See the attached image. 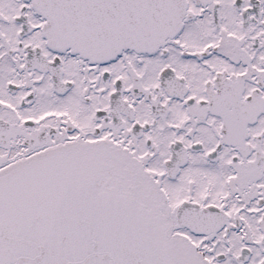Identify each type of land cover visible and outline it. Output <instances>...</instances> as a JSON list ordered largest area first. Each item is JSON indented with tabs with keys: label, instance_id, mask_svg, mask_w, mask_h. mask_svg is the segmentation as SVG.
<instances>
[{
	"label": "snow or ice",
	"instance_id": "snow-or-ice-1",
	"mask_svg": "<svg viewBox=\"0 0 264 264\" xmlns=\"http://www.w3.org/2000/svg\"><path fill=\"white\" fill-rule=\"evenodd\" d=\"M0 264H264V0H0Z\"/></svg>",
	"mask_w": 264,
	"mask_h": 264
}]
</instances>
